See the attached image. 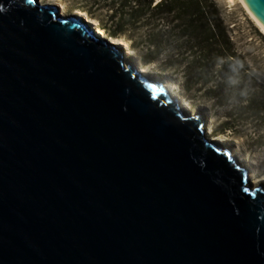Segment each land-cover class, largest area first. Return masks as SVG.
<instances>
[{
  "label": "water",
  "instance_id": "obj_1",
  "mask_svg": "<svg viewBox=\"0 0 264 264\" xmlns=\"http://www.w3.org/2000/svg\"><path fill=\"white\" fill-rule=\"evenodd\" d=\"M181 103L83 15L0 0V264H264V185Z\"/></svg>",
  "mask_w": 264,
  "mask_h": 264
},
{
  "label": "trees",
  "instance_id": "obj_2",
  "mask_svg": "<svg viewBox=\"0 0 264 264\" xmlns=\"http://www.w3.org/2000/svg\"><path fill=\"white\" fill-rule=\"evenodd\" d=\"M72 6L96 19L108 36L130 41L143 66L156 62L162 70H180L186 91L230 100L236 112L228 128L242 116L263 118L264 86L250 81L246 65L237 62L215 0H85ZM230 78L239 85L231 86Z\"/></svg>",
  "mask_w": 264,
  "mask_h": 264
},
{
  "label": "rangeland",
  "instance_id": "obj_3",
  "mask_svg": "<svg viewBox=\"0 0 264 264\" xmlns=\"http://www.w3.org/2000/svg\"><path fill=\"white\" fill-rule=\"evenodd\" d=\"M39 1L41 3H56L60 8L64 6L63 14L73 13L76 10L72 6L73 4L81 5L85 3V0ZM215 1L234 52L238 56L237 62L246 65L250 73V81H255L257 84L264 86V33L240 0ZM81 15L98 26L97 20L92 18L86 11H82ZM104 36L112 42H118L120 39L125 41L126 45H123V47L126 54L129 57H134L140 69L145 67L147 73L169 78L172 92L182 99L181 104L185 108L190 111L201 109L205 112L206 127L210 131V134L207 135L212 139L221 140L226 146H234L233 153L249 169L251 182L256 185H264V116L258 120L251 119L252 115L246 118L242 116L238 122H232L233 127L228 128L231 123L230 114L236 112L231 110L230 100L223 98L220 102H217L215 99L207 98L202 92L186 91L182 86L183 76L180 70H162L156 62L143 66L140 61V52L131 48L130 41L124 37H110L106 33H104Z\"/></svg>",
  "mask_w": 264,
  "mask_h": 264
},
{
  "label": "bare ground",
  "instance_id": "obj_4",
  "mask_svg": "<svg viewBox=\"0 0 264 264\" xmlns=\"http://www.w3.org/2000/svg\"><path fill=\"white\" fill-rule=\"evenodd\" d=\"M63 7H64V6H61V8H60V12H61V13H62V10L64 9ZM63 11H64V10H63ZM73 13H75V14H77V15H81V14H82V11L76 9V10L73 11ZM250 16H251V15H250ZM251 17H252V16H251ZM252 18H253V17H252ZM253 19H254V18H253ZM254 21H255V20H254ZM255 22H256V21H255ZM256 24L259 26V28L261 29V31L264 33V30L261 28V26H260L257 22H256ZM94 26H95V28H96V33H97L98 35H101V36L105 37V36H104V32H103V30L100 29L97 25H94ZM114 43H118V44H120V45H126V42L123 41L122 39H120L118 42H114ZM140 71H141V72H146L147 70H146L145 67H141ZM194 112H195V110L192 111V113H194ZM206 133L209 135V134H210V131L207 130ZM213 139H214V138H213ZM216 140H217V139H216Z\"/></svg>",
  "mask_w": 264,
  "mask_h": 264
},
{
  "label": "clouds",
  "instance_id": "obj_5",
  "mask_svg": "<svg viewBox=\"0 0 264 264\" xmlns=\"http://www.w3.org/2000/svg\"><path fill=\"white\" fill-rule=\"evenodd\" d=\"M229 83H230L231 86L236 87V86L239 85V80H232L230 78Z\"/></svg>",
  "mask_w": 264,
  "mask_h": 264
}]
</instances>
